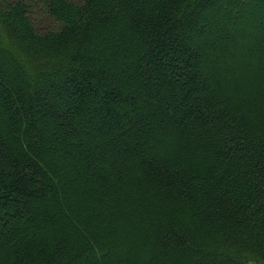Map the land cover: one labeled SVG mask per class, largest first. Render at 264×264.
Instances as JSON below:
<instances>
[{"label":"trees","instance_id":"1","mask_svg":"<svg viewBox=\"0 0 264 264\" xmlns=\"http://www.w3.org/2000/svg\"><path fill=\"white\" fill-rule=\"evenodd\" d=\"M0 264H264V0H0Z\"/></svg>","mask_w":264,"mask_h":264}]
</instances>
